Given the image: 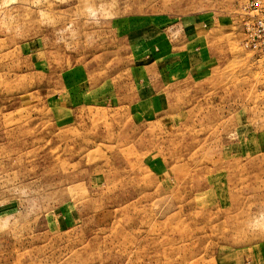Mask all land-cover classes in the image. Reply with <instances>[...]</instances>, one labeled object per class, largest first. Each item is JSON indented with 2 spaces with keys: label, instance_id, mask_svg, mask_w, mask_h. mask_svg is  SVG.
<instances>
[{
  "label": "rangeland",
  "instance_id": "374dc122",
  "mask_svg": "<svg viewBox=\"0 0 264 264\" xmlns=\"http://www.w3.org/2000/svg\"><path fill=\"white\" fill-rule=\"evenodd\" d=\"M243 1L0 0V264H264Z\"/></svg>",
  "mask_w": 264,
  "mask_h": 264
},
{
  "label": "crops",
  "instance_id": "0c3cea01",
  "mask_svg": "<svg viewBox=\"0 0 264 264\" xmlns=\"http://www.w3.org/2000/svg\"><path fill=\"white\" fill-rule=\"evenodd\" d=\"M120 13H117L115 15H119ZM142 16V15H140ZM148 16V17H147ZM147 16H143V17H147V26H146V31H147V38H148V43H149V39H151L154 41L155 39V32H156V28H160L159 24H162V28H163V36L162 38H164L163 44H210L209 40L206 38L207 36L205 35V29L202 28V26H199L201 24V20L203 18L202 15H197L195 18L194 17H190L189 21H186L184 19V17L180 20H176V18H171L170 16H166V15H162V18L160 20H158V18L156 17V15H147ZM139 17V16H136ZM157 18V19H156ZM200 20V21H199ZM183 21V24L185 25L184 27L187 28V34L186 37L187 38H183V39H178L176 38L175 40L171 39H166V35L164 36V32L168 31L169 28H171L173 25L179 27L181 25ZM180 22V23H179ZM179 23V24H178ZM153 33L151 36L150 33ZM204 33V36H203ZM202 34V35H201ZM153 160V158H152Z\"/></svg>",
  "mask_w": 264,
  "mask_h": 264
},
{
  "label": "built area",
  "instance_id": "2783aa9c",
  "mask_svg": "<svg viewBox=\"0 0 264 264\" xmlns=\"http://www.w3.org/2000/svg\"><path fill=\"white\" fill-rule=\"evenodd\" d=\"M247 44L264 54V0H244L238 4Z\"/></svg>",
  "mask_w": 264,
  "mask_h": 264
}]
</instances>
